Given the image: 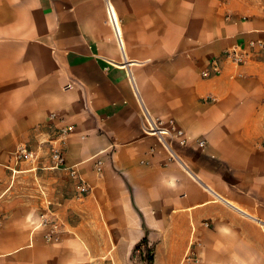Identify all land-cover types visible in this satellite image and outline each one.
Listing matches in <instances>:
<instances>
[{"label":"crops","instance_id":"crops-1","mask_svg":"<svg viewBox=\"0 0 264 264\" xmlns=\"http://www.w3.org/2000/svg\"><path fill=\"white\" fill-rule=\"evenodd\" d=\"M252 41L264 42V0H0V264H264V46ZM237 47L242 64L222 56ZM145 112L183 130L177 157ZM67 126L55 167L51 139ZM19 146L37 163L15 164Z\"/></svg>","mask_w":264,"mask_h":264},{"label":"built area","instance_id":"built-area-1","mask_svg":"<svg viewBox=\"0 0 264 264\" xmlns=\"http://www.w3.org/2000/svg\"><path fill=\"white\" fill-rule=\"evenodd\" d=\"M107 19L108 22L113 27L115 35L117 39L121 42V31L119 28V19L118 16L113 8V6L108 3L107 6ZM256 45H260L262 48L264 46V42H254L250 43L251 47H255ZM224 58L229 59L230 61L236 64H242L246 58L249 56V52L243 48H233L232 50H227L222 55ZM215 72H220V66L216 63L215 64ZM204 76H210L209 70L203 71ZM53 118L56 116L53 114ZM145 130L146 133L155 136L161 142V144L171 153V158L177 157L175 149L173 148L174 145L186 146L189 143V139L181 129H177L173 125H166L162 120H152L148 112H145ZM171 122L170 124H172ZM74 129L73 126H67L57 129L56 133L54 134L53 138L51 139V156L55 160V167H62L65 164V143H66V136L69 132ZM199 146L204 148L206 145V140H200L198 142ZM12 158L15 161V164H18L21 161L37 163L39 157L38 153L33 149L29 148L28 146H19L14 151ZM101 161L98 162L101 165ZM101 170V166L98 167ZM69 174L77 179V190L81 195H85L89 191V187L87 186V182L83 179V177L78 173L75 168L69 169ZM3 220V214L0 212V225ZM42 223L43 225L50 226L51 228L46 233L45 237L47 240H53L55 238L54 230H56V223L50 217L46 215H42ZM143 245H140L139 248L135 250L138 254L143 252ZM189 260H194L195 262L198 261L195 257H189Z\"/></svg>","mask_w":264,"mask_h":264},{"label":"rangeland","instance_id":"rangeland-1","mask_svg":"<svg viewBox=\"0 0 264 264\" xmlns=\"http://www.w3.org/2000/svg\"><path fill=\"white\" fill-rule=\"evenodd\" d=\"M6 186L12 189H16L20 186V184L18 185V182L6 181Z\"/></svg>","mask_w":264,"mask_h":264},{"label":"trees","instance_id":"trees-1","mask_svg":"<svg viewBox=\"0 0 264 264\" xmlns=\"http://www.w3.org/2000/svg\"><path fill=\"white\" fill-rule=\"evenodd\" d=\"M139 247H140V244L136 246V249L139 248ZM148 255H149V253H148ZM148 259H149V261H152V258H148Z\"/></svg>","mask_w":264,"mask_h":264}]
</instances>
